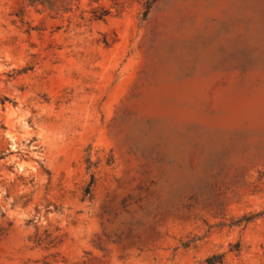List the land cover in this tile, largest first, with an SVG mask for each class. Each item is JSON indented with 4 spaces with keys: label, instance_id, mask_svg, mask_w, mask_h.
<instances>
[{
    "label": "rangeland",
    "instance_id": "1",
    "mask_svg": "<svg viewBox=\"0 0 264 264\" xmlns=\"http://www.w3.org/2000/svg\"><path fill=\"white\" fill-rule=\"evenodd\" d=\"M213 256L264 264V0H0V264Z\"/></svg>",
    "mask_w": 264,
    "mask_h": 264
},
{
    "label": "trees",
    "instance_id": "2",
    "mask_svg": "<svg viewBox=\"0 0 264 264\" xmlns=\"http://www.w3.org/2000/svg\"><path fill=\"white\" fill-rule=\"evenodd\" d=\"M86 163H87L86 170L89 172L90 169H91V164H90V162H88V160L86 161ZM93 183H94V176H93V174L91 173V174H90V182H89V184H88V186H87V188H86V195H89V194H90V190H91V187H92ZM253 218H254V217H252V216H250V217H243L242 219L236 221V222H235V225H237V224H241L242 222H244V223L249 222V221H251ZM221 258H222V256H213V257H211V258H208V259L206 260V262H207V264H214L216 261H219V263H220Z\"/></svg>",
    "mask_w": 264,
    "mask_h": 264
}]
</instances>
